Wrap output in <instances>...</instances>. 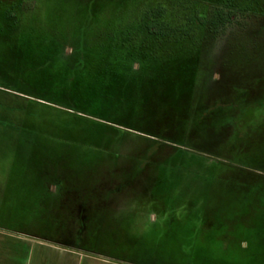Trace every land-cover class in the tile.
Listing matches in <instances>:
<instances>
[{
  "label": "rangeland",
  "instance_id": "374dc122",
  "mask_svg": "<svg viewBox=\"0 0 264 264\" xmlns=\"http://www.w3.org/2000/svg\"><path fill=\"white\" fill-rule=\"evenodd\" d=\"M159 5L180 43L142 34ZM208 8L0 0V226L127 263L264 264V107H229L264 90V16L207 35L188 17Z\"/></svg>",
  "mask_w": 264,
  "mask_h": 264
},
{
  "label": "trees",
  "instance_id": "16d2710c",
  "mask_svg": "<svg viewBox=\"0 0 264 264\" xmlns=\"http://www.w3.org/2000/svg\"><path fill=\"white\" fill-rule=\"evenodd\" d=\"M193 2H200L209 5L208 12L200 14L198 11L193 13L188 18H195V25L204 30L207 35H218L226 27L232 24L241 15L256 14L264 16V0H189ZM166 8L159 5L146 9L143 12L142 19L140 20L139 27L142 34L152 39L153 41L165 43L171 40L175 43L183 41L182 38L188 33H181L182 30L173 28L167 21ZM185 31V30H184ZM173 39V40H172ZM126 41L121 43L122 47L125 46ZM82 64V63H81ZM235 102H230V110H240L241 115L244 116L251 108L264 107V90L260 93V97L254 101H245L242 106L238 107ZM74 106V104H70ZM221 108V107H219ZM225 109V106L223 107ZM221 111V110H220ZM209 115V114H207ZM241 125L243 124L240 121ZM252 130V129H250ZM264 131V120L253 127V134H260Z\"/></svg>",
  "mask_w": 264,
  "mask_h": 264
},
{
  "label": "crops",
  "instance_id": "0c3cea01",
  "mask_svg": "<svg viewBox=\"0 0 264 264\" xmlns=\"http://www.w3.org/2000/svg\"><path fill=\"white\" fill-rule=\"evenodd\" d=\"M93 249L35 239L0 226V264H135Z\"/></svg>",
  "mask_w": 264,
  "mask_h": 264
}]
</instances>
